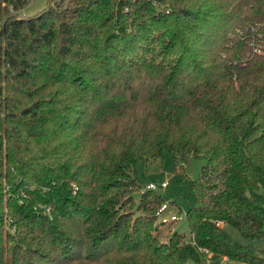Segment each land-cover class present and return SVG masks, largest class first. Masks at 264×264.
<instances>
[{
  "label": "trees",
  "instance_id": "obj_1",
  "mask_svg": "<svg viewBox=\"0 0 264 264\" xmlns=\"http://www.w3.org/2000/svg\"><path fill=\"white\" fill-rule=\"evenodd\" d=\"M26 2L0 0V264H264L223 228L264 240V0ZM166 152L205 159L189 236L136 174Z\"/></svg>",
  "mask_w": 264,
  "mask_h": 264
},
{
  "label": "rangeland",
  "instance_id": "obj_2",
  "mask_svg": "<svg viewBox=\"0 0 264 264\" xmlns=\"http://www.w3.org/2000/svg\"><path fill=\"white\" fill-rule=\"evenodd\" d=\"M57 0H27L25 5L19 10L13 11L18 16H30L47 5H52ZM205 159L199 157H191L185 165L184 171L181 173L176 166L175 159L170 153H165L164 157L160 162L152 163L145 160H141L137 166V177L145 188L148 183H155L158 188L157 190L162 194L165 201H174L168 204V208L164 211H159L160 205L157 207L155 215L158 226L160 224L162 216H170L171 214L178 213L181 217L174 221L173 229L185 233L187 236L190 235V231L187 225L185 213L188 208L193 205L201 203L200 185L197 178L201 172ZM163 181H167L166 187H161L160 184ZM134 204L137 202L140 196V190H135L134 193ZM134 214L138 211L133 210ZM171 227V228H172ZM223 228L229 236V243L235 245V243H241L248 245L254 251H258L263 247L264 240L261 238L247 240L242 237L237 228L230 224H223ZM203 264H210L208 261ZM218 264H244L234 259L221 258Z\"/></svg>",
  "mask_w": 264,
  "mask_h": 264
},
{
  "label": "built area",
  "instance_id": "obj_3",
  "mask_svg": "<svg viewBox=\"0 0 264 264\" xmlns=\"http://www.w3.org/2000/svg\"><path fill=\"white\" fill-rule=\"evenodd\" d=\"M168 184L167 181H163L160 186L161 187H166ZM146 188H149V189H157L158 186L155 184V183H148L145 185ZM168 206V203L167 202H163L161 203L160 207H159V211H164ZM181 217V214H178V213H174V214H171L170 216H162L161 218V221H168L170 219H179Z\"/></svg>",
  "mask_w": 264,
  "mask_h": 264
},
{
  "label": "crops",
  "instance_id": "obj_4",
  "mask_svg": "<svg viewBox=\"0 0 264 264\" xmlns=\"http://www.w3.org/2000/svg\"><path fill=\"white\" fill-rule=\"evenodd\" d=\"M223 258H227V257H223ZM227 259H230V258H227ZM240 262V261H239ZM241 263H244V264H251V263H248V262H242Z\"/></svg>",
  "mask_w": 264,
  "mask_h": 264
}]
</instances>
